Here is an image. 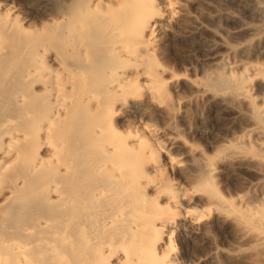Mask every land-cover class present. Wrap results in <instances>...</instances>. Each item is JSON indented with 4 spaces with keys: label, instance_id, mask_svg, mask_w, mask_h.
Segmentation results:
<instances>
[{
    "label": "bare ground",
    "instance_id": "1",
    "mask_svg": "<svg viewBox=\"0 0 264 264\" xmlns=\"http://www.w3.org/2000/svg\"><path fill=\"white\" fill-rule=\"evenodd\" d=\"M176 5L72 0L27 27L0 7V264H176L172 229H195L203 210L236 223L249 257H264V105L252 93L264 86V32L239 48L256 60L222 58L194 80L235 101L246 122L215 157L180 143L182 162L143 119L164 103L167 70L152 45ZM238 5L264 19L261 0ZM222 157L251 166L256 200L217 190L213 160ZM182 168L187 175H167Z\"/></svg>",
    "mask_w": 264,
    "mask_h": 264
},
{
    "label": "rangeland",
    "instance_id": "2",
    "mask_svg": "<svg viewBox=\"0 0 264 264\" xmlns=\"http://www.w3.org/2000/svg\"><path fill=\"white\" fill-rule=\"evenodd\" d=\"M71 1L0 0V7L15 11L18 23L27 27L37 25L44 16L58 13ZM238 1L177 0L175 16L162 23L152 45L154 57L167 70L160 73L164 103L153 105L150 116L143 119L162 130L158 139L182 162H187L188 157L180 143L195 145L199 151L215 157L219 147L230 143L238 131L236 128L246 122L241 118L243 112L237 115L233 109L235 101H223L225 98L203 93L194 82L212 74L222 58L234 62L249 56L256 60L253 51L242 53L239 48L251 42L256 32H264V19L256 20ZM261 4L264 7V0ZM260 83H255L252 93L257 104L264 105V86ZM133 108V115H141L135 105ZM168 117L173 118L174 129L169 128ZM174 132L180 138L169 143L166 138ZM227 161L223 157L213 160L217 190L227 199L236 193H246L245 199L256 200L261 187L255 184L258 177L251 166L239 160ZM187 173L184 168L178 172L167 171L170 179ZM233 203L239 205L236 198ZM202 212L205 215L195 229L180 223L173 227L172 242L167 249L176 264H264L260 253L255 258L249 257L248 246L241 240L236 223L215 211H208L209 215L207 210Z\"/></svg>",
    "mask_w": 264,
    "mask_h": 264
}]
</instances>
